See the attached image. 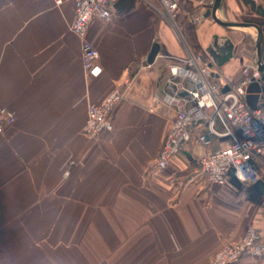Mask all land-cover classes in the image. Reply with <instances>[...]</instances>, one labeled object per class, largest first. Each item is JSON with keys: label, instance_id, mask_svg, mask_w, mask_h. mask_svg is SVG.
Masks as SVG:
<instances>
[{"label": "crops", "instance_id": "crops-1", "mask_svg": "<svg viewBox=\"0 0 264 264\" xmlns=\"http://www.w3.org/2000/svg\"><path fill=\"white\" fill-rule=\"evenodd\" d=\"M177 2L174 24L157 0L111 2V18L88 25L101 66L88 78L70 31L74 0H0V109L15 115L0 132V264H210L248 225L264 240V193L198 173L200 156L229 143L209 132L207 117L191 121L165 169L155 167L174 116L162 101L168 63L192 55L222 91L255 63L245 40L255 38L252 27L199 22L214 0ZM216 15L258 23L264 60V16L242 0H220ZM223 37L233 49L219 64ZM154 43L155 61L141 68ZM126 77L133 81L113 109V128L84 135L88 104ZM252 164L264 183V159Z\"/></svg>", "mask_w": 264, "mask_h": 264}, {"label": "built area", "instance_id": "built-area-1", "mask_svg": "<svg viewBox=\"0 0 264 264\" xmlns=\"http://www.w3.org/2000/svg\"><path fill=\"white\" fill-rule=\"evenodd\" d=\"M113 1L115 0H74L70 31L80 40L82 67L88 78L97 77L101 73L99 51L87 36L88 25L93 18L108 21L111 18L110 3ZM56 2L59 3L60 0ZM157 2L169 23L174 24L179 8L177 0ZM151 64L145 59L141 68L150 67ZM167 69L162 101L173 108L174 116L163 138L155 167L165 169L188 142V126L191 121L207 117L209 132L228 137L229 143L199 157V175L208 183L225 185L229 183V170L233 169L232 175L244 186L255 183L259 177L252 161L264 159V104L259 100L252 109L245 100L247 87L252 80L264 84L255 63H245L241 68L239 81L224 91L210 79L209 70L201 66L192 55L172 59ZM132 81V77H126L104 98L88 104L82 128L84 135L93 138L113 128V109L123 97V88L129 87ZM204 109L210 110L208 116H205ZM14 121L12 111L0 109V132ZM199 140L206 142V136L201 135ZM244 257H253L264 263V240L254 225H248L238 241L226 243L214 255L210 264H236Z\"/></svg>", "mask_w": 264, "mask_h": 264}, {"label": "water", "instance_id": "water-1", "mask_svg": "<svg viewBox=\"0 0 264 264\" xmlns=\"http://www.w3.org/2000/svg\"><path fill=\"white\" fill-rule=\"evenodd\" d=\"M243 4L249 8V10L257 15L264 16V6L261 4H258L256 0H242ZM220 0H214L212 6L204 11V13L200 16L199 22L203 21L204 18L211 16L212 19L218 23L219 25H222L224 27H252L255 31V65L257 71L260 73L261 77L260 80L262 83H264V60H262L261 57V38H262V29L260 25L256 22H249V21H224L220 19L216 15L217 8L219 6ZM197 14V13H196ZM224 38V37H223ZM225 42L227 43L226 52L224 57L220 58L217 63L221 64V62L224 59H227L231 57L232 55V49L233 44L230 42L229 38H224ZM159 51V45L157 43H154L150 53L148 55L147 61L149 63H153L155 61V57L158 54ZM264 92V84H260L256 80H252V82L247 87V94L245 96V100L247 105L254 109L257 104L259 103V100L261 104H264V95L260 96V93ZM233 169L229 170V176H230V183L240 188L242 186V183L238 181L233 175ZM251 188L255 189L259 193H264V183H262L261 180L256 181L255 183L250 185Z\"/></svg>", "mask_w": 264, "mask_h": 264}, {"label": "rangeland", "instance_id": "rangeland-1", "mask_svg": "<svg viewBox=\"0 0 264 264\" xmlns=\"http://www.w3.org/2000/svg\"><path fill=\"white\" fill-rule=\"evenodd\" d=\"M253 36H250V34H246L245 35V38H246V41L251 49L252 52H254V48H255V38H254V32H252Z\"/></svg>", "mask_w": 264, "mask_h": 264}, {"label": "trees", "instance_id": "trees-1", "mask_svg": "<svg viewBox=\"0 0 264 264\" xmlns=\"http://www.w3.org/2000/svg\"><path fill=\"white\" fill-rule=\"evenodd\" d=\"M246 21H249V22H253L252 20H250V19H246ZM246 40V39H245ZM255 49V48H254Z\"/></svg>", "mask_w": 264, "mask_h": 264}]
</instances>
